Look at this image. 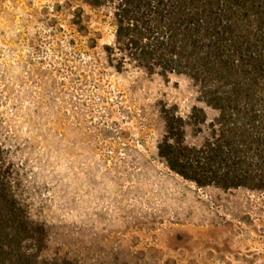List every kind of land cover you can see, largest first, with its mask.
Wrapping results in <instances>:
<instances>
[{"label": "rangeland", "instance_id": "374dc122", "mask_svg": "<svg viewBox=\"0 0 264 264\" xmlns=\"http://www.w3.org/2000/svg\"><path fill=\"white\" fill-rule=\"evenodd\" d=\"M63 0H0V166L47 258L79 264H264V193L198 188L158 156L163 111L187 115L183 76L121 72L113 27L82 6L89 48ZM72 3L74 9L78 5ZM212 114V112H209Z\"/></svg>", "mask_w": 264, "mask_h": 264}, {"label": "trees", "instance_id": "16d2710c", "mask_svg": "<svg viewBox=\"0 0 264 264\" xmlns=\"http://www.w3.org/2000/svg\"><path fill=\"white\" fill-rule=\"evenodd\" d=\"M83 5L109 17L113 39L103 51L113 69L183 76L196 88L202 107L163 111L157 149L166 167L198 188L264 193V0L56 3L94 48L99 33L89 35ZM45 246L44 228L29 219L0 166V264H79L43 257Z\"/></svg>", "mask_w": 264, "mask_h": 264}]
</instances>
